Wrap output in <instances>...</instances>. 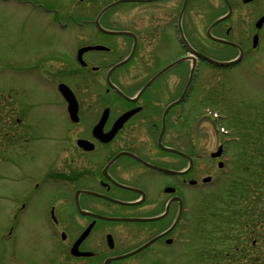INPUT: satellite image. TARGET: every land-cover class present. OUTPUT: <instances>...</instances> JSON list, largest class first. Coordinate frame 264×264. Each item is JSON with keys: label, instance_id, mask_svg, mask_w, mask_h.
<instances>
[{"label": "flooded vegetation", "instance_id": "obj_1", "mask_svg": "<svg viewBox=\"0 0 264 264\" xmlns=\"http://www.w3.org/2000/svg\"><path fill=\"white\" fill-rule=\"evenodd\" d=\"M241 5L245 28L232 20ZM40 9L77 43L69 58L39 52L40 74L56 78L60 96L65 83L76 102L70 113L61 96L66 118L35 184L47 240L39 264H181L187 189L204 185L189 183L202 164L196 125L188 127L201 108L194 94L207 86L204 67L219 69L214 61L241 54L230 66L253 58L261 70L264 0H39ZM59 60L63 77L46 66Z\"/></svg>", "mask_w": 264, "mask_h": 264}, {"label": "rangeland", "instance_id": "obj_2", "mask_svg": "<svg viewBox=\"0 0 264 264\" xmlns=\"http://www.w3.org/2000/svg\"><path fill=\"white\" fill-rule=\"evenodd\" d=\"M41 1L57 4L63 0ZM243 10L244 6H237L232 18L240 28L246 27L241 22ZM50 18V14L39 10V0H0V264H39V256L47 248L45 234L39 229V186L36 189L35 184L56 150L52 145L54 133L66 112L62 97L51 83L56 78L39 72V52L59 50L57 57L69 58L77 43V33L53 27ZM262 53L264 49L259 55ZM49 55H44V60ZM260 57L256 61L261 70L253 68V58L217 72L203 69L207 86L194 94L195 104L201 108L197 117L188 121L189 128L196 125L202 145V164L193 173L200 178L219 172L209 152L225 135L239 134L241 142H227V167L233 165L234 174L218 176V181L203 189H187L194 205L192 218L196 216V220L194 229H188L189 242L183 246L185 264H229L228 259L210 257L231 249L235 244L231 239L233 230H242L235 221L225 222L229 203L242 197L257 178L264 182V54ZM64 65L60 60L46 63L62 77ZM89 94L95 95L91 91ZM203 107L216 109L221 118L203 112ZM219 121L228 134L219 130ZM241 240L250 248L248 235Z\"/></svg>", "mask_w": 264, "mask_h": 264}, {"label": "trees", "instance_id": "obj_3", "mask_svg": "<svg viewBox=\"0 0 264 264\" xmlns=\"http://www.w3.org/2000/svg\"><path fill=\"white\" fill-rule=\"evenodd\" d=\"M228 207V215L225 214L224 217L226 221L224 219L223 221L227 224H232V221H235L242 230H233L231 239L235 244L231 249H226V252L219 256L211 255V259L218 261L228 259L229 264H264V182L257 178L253 185L248 186L242 193V197L229 203ZM248 226L250 229L246 230ZM244 235H248L251 241L249 244L252 249L250 254L246 252L250 249L246 248L247 244H242L241 237ZM257 241L259 243L255 246Z\"/></svg>", "mask_w": 264, "mask_h": 264}, {"label": "water", "instance_id": "obj_4", "mask_svg": "<svg viewBox=\"0 0 264 264\" xmlns=\"http://www.w3.org/2000/svg\"><path fill=\"white\" fill-rule=\"evenodd\" d=\"M225 17H227V15L223 16L222 18H225ZM222 18H220V19H222ZM263 19H264V16L261 18V20H263ZM216 63L219 65H227L230 62L229 61H225V62L224 61L223 62L222 61H216ZM59 88H60L61 93L63 94V96L65 97V99L68 102V109L71 113V110L75 107V104H76L75 97H74L73 93L71 92V90L69 89V87L66 86L65 84H61ZM208 179L209 178H205L204 180H208Z\"/></svg>", "mask_w": 264, "mask_h": 264}]
</instances>
